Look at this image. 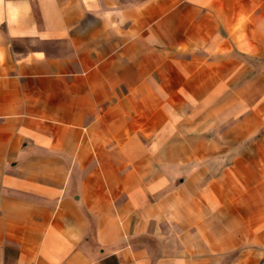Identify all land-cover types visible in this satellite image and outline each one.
Returning <instances> with one entry per match:
<instances>
[{"label": "crops", "instance_id": "obj_1", "mask_svg": "<svg viewBox=\"0 0 264 264\" xmlns=\"http://www.w3.org/2000/svg\"><path fill=\"white\" fill-rule=\"evenodd\" d=\"M0 264H264V0H0Z\"/></svg>", "mask_w": 264, "mask_h": 264}]
</instances>
